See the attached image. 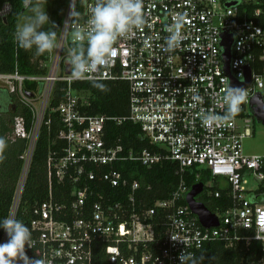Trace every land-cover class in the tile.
<instances>
[{
    "label": "built area",
    "instance_id": "obj_1",
    "mask_svg": "<svg viewBox=\"0 0 264 264\" xmlns=\"http://www.w3.org/2000/svg\"><path fill=\"white\" fill-rule=\"evenodd\" d=\"M71 2L66 0L56 47L38 59L43 71L22 74L14 68L0 73V88L12 95L11 106H24L31 113L28 124L20 114L11 117V138L24 139V147L4 215L27 214L35 242L33 249L26 248L28 257L43 256L46 264H180L182 251L196 254L205 242L219 240L226 245L256 243L258 262L264 264V156L247 154L241 145L254 125L249 100L262 87L264 75V66H256L264 60V0H144L145 23L117 41V51L106 66L82 80L123 81L127 89L124 117L80 110L88 105L89 92L74 85L81 81L69 79L67 52L72 28L77 24L86 28L94 0H81L80 8L76 0L80 16L72 21ZM9 11L10 4L1 2L0 19ZM178 15L185 24L182 45L165 53L161 45L166 26ZM222 33L230 35L228 72L223 69ZM245 65H249L250 82L244 87L247 102L241 112L234 120L205 127L203 115L224 112L227 80H242ZM24 82L36 86L24 89ZM57 83H61L60 98L50 106ZM197 95L201 101L195 99ZM47 111L57 114L60 127L55 139L62 144L54 145L45 157V198L28 206L23 191ZM124 119L138 124L154 148L125 152L119 143L107 144L105 124ZM124 160L146 167L173 162L176 183L169 195L141 208L135 197L138 181L114 167ZM203 171L207 173L204 181L200 179ZM187 178L191 184H202L196 200L199 194L216 198L224 192L226 205L219 211L209 210L216 217L215 226H202L189 210ZM96 179L110 187L125 186L128 193L124 199L94 195ZM52 180L68 181V202L53 200ZM249 181L254 185L248 186ZM6 239L0 229V243Z\"/></svg>",
    "mask_w": 264,
    "mask_h": 264
},
{
    "label": "trees",
    "instance_id": "obj_2",
    "mask_svg": "<svg viewBox=\"0 0 264 264\" xmlns=\"http://www.w3.org/2000/svg\"><path fill=\"white\" fill-rule=\"evenodd\" d=\"M3 1H7L10 4V11L4 20L0 19V73L11 72L14 68L22 74L42 72L43 69L38 67V59L44 58V55L36 56L34 50L29 52L18 50L13 39L18 16L23 11L20 0H0V3ZM80 6L81 0H77V7L80 8ZM54 24L57 33L59 21ZM256 66L263 67L264 60L257 61ZM99 81L106 84L107 91H100L94 88L92 81L74 83L76 87H81L89 92L88 105L82 106L80 110L85 114H106L124 117L127 113L126 84L123 81ZM59 84L61 83H57L53 89L52 98L49 102L50 106L55 105L60 98ZM23 85L24 89H34L36 86L33 82H24ZM0 93L6 94L10 101L7 107L0 106V137L7 141V147L4 151L5 158L0 163V220H2L19 170L18 155L24 147V139L11 138V117L14 114H20L28 124L31 119V113L26 107L20 105H14V110L12 111V95L2 88H0ZM47 119H49V122L46 124L45 120ZM59 127L60 122L56 112H45L36 137L23 191V199L26 200L28 206L34 201L43 200L46 196L44 161L48 151L54 145L62 144V141L55 139ZM104 132L107 144L119 143L125 152L128 150L137 152L142 148H154L148 142V139L141 135L138 124L128 119H124L118 124L107 122L104 126ZM114 167L121 171L126 178H134L138 181L135 197L140 199L141 208L150 206L154 199L167 197L176 183L174 163L170 161H162L146 167L134 160H124L115 162ZM206 177L207 173L203 171L200 179L204 181ZM96 180L98 181V179ZM191 182L192 180L187 178V185H190ZM97 185L98 187L94 188V195L100 193L110 199H124L128 193V188L125 186L110 187L101 180L98 181ZM69 190L70 184L67 180L59 183L52 180L54 201L68 202L70 199ZM90 198L92 196L87 200ZM196 198L203 202L210 211H219L227 203L223 191L221 192V197L206 198L199 194ZM16 219L28 226L27 214L18 212ZM98 255H101V253ZM195 255H203L202 264H259L260 252L258 245L252 241L246 244L243 241H237L231 245H226L222 241L214 240L205 242Z\"/></svg>",
    "mask_w": 264,
    "mask_h": 264
},
{
    "label": "clouds",
    "instance_id": "obj_3",
    "mask_svg": "<svg viewBox=\"0 0 264 264\" xmlns=\"http://www.w3.org/2000/svg\"><path fill=\"white\" fill-rule=\"evenodd\" d=\"M21 7L27 14L21 13L13 32V39L18 50L33 51L36 56L52 52L56 47L57 33L55 24H50L45 10L47 0H20ZM144 0H94L86 21V28L77 24L72 28V46L67 52L69 79L82 81L89 79V74L106 66L115 55L117 41L145 23ZM76 10V0L70 4L69 19L79 17ZM65 24H69L67 21ZM48 25V30H42ZM184 17L178 15L175 22L166 26L167 35L161 45L162 51L170 53L180 48L184 39ZM259 31V30H257ZM92 86L100 91H107V86L99 80H92ZM197 101L202 97L197 95ZM222 101L225 110L222 114L208 111L202 117V124L214 128L225 122L234 120L241 112L242 105L247 102L244 88L234 87L227 80L223 90ZM10 103L6 94L0 93V106L7 107ZM7 141L0 137V163L4 160ZM0 229L7 237L0 243V264H46V258L36 256L30 258L26 248L33 249L35 242L29 227L15 217H5L0 220ZM173 241H177L170 236ZM203 255L182 251L178 256L180 264H202Z\"/></svg>",
    "mask_w": 264,
    "mask_h": 264
},
{
    "label": "water",
    "instance_id": "obj_4",
    "mask_svg": "<svg viewBox=\"0 0 264 264\" xmlns=\"http://www.w3.org/2000/svg\"><path fill=\"white\" fill-rule=\"evenodd\" d=\"M4 20V18H2ZM220 43L223 47L222 51V62L223 69L228 72V60H229V44H230V35L226 33L221 34ZM229 82L234 87L244 88L250 82L249 76V65L244 66V76L240 81L229 77ZM30 95V94H28ZM249 106L251 113L253 115L254 121L261 124L264 127V98L260 91H257L249 100ZM12 111L14 107L12 106ZM202 184L201 182H196L191 184L189 190L185 194V202L189 210L196 215L198 222L204 226H215L217 221L213 213H211L206 206L201 202L195 199L196 194L201 191Z\"/></svg>",
    "mask_w": 264,
    "mask_h": 264
},
{
    "label": "rangeland",
    "instance_id": "obj_5",
    "mask_svg": "<svg viewBox=\"0 0 264 264\" xmlns=\"http://www.w3.org/2000/svg\"><path fill=\"white\" fill-rule=\"evenodd\" d=\"M65 4H66V0H47V3L45 5V10L49 16L50 24L55 23L56 21L60 22ZM21 13L27 14V12L24 9ZM48 27L49 26L46 25L42 30L47 31ZM261 80H262V87L259 88L258 91H260V93L264 98V75L261 77ZM241 145H242V150L247 154H257L264 156V127L261 124L254 121V125L252 126L251 129V135L244 137L241 141ZM252 185H254L253 181H249L248 186H252Z\"/></svg>",
    "mask_w": 264,
    "mask_h": 264
}]
</instances>
